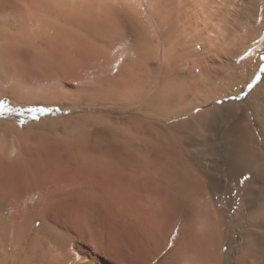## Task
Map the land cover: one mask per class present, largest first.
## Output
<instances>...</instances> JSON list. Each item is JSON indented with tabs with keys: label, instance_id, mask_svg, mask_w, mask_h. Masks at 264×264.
<instances>
[{
	"label": "bare ground",
	"instance_id": "6f19581e",
	"mask_svg": "<svg viewBox=\"0 0 264 264\" xmlns=\"http://www.w3.org/2000/svg\"><path fill=\"white\" fill-rule=\"evenodd\" d=\"M262 53L264 0H0V101L103 110L68 152L0 116V264H264V76L193 115Z\"/></svg>",
	"mask_w": 264,
	"mask_h": 264
},
{
	"label": "rangeland",
	"instance_id": "374dc122",
	"mask_svg": "<svg viewBox=\"0 0 264 264\" xmlns=\"http://www.w3.org/2000/svg\"><path fill=\"white\" fill-rule=\"evenodd\" d=\"M260 61L262 63L261 64L262 69L260 68L259 73L256 76V78L254 79V81L250 82L247 85V87L243 91L244 93L242 92L240 94H237L234 97L231 96V97H226L224 99H218L209 105L197 107L194 110L193 115H197L198 113L212 109L215 106H221V105L223 106V105H226L229 103H234V102H238V103L243 102L244 103L245 98L247 97L249 92L261 81V79L264 76V53L261 54ZM73 86L74 87L76 86V84L74 82H73ZM75 99H77V100H75ZM75 99H68V100L67 99L66 100L59 99V100H56V102H53L51 104L48 102H44V101H37L35 103L33 102L34 103L33 104V103L15 102L13 99L6 97L4 100L7 102L9 108H15V109H18L21 111L8 112L4 116H9V117L13 118L15 120V122L18 125H20L21 127L29 126L31 124H32V126L34 125L32 127V129H30V131L33 135L35 133V136L38 134V136H36L37 140L38 139L42 140L44 138L43 139L44 143L53 144V145H56V147L59 145L57 147L59 150L62 149L61 151L68 152V151H70L71 146H73L71 144H76L80 140L79 133L78 132L76 133L77 128L78 129L81 128L80 126L85 125V123L90 122L92 120L91 117H89V114L92 115L94 113L95 114L103 113V110L102 109L100 110V107L97 106L96 104L89 106L86 104L87 101L85 99H80V98L79 99L75 98ZM64 101H66V102H64ZM28 108H46V109H52V111H49V112L23 111L24 109H28ZM197 109H199L200 111L198 112ZM80 116H81V118H80ZM72 119H74V120H72ZM75 127H77V128H75ZM43 131H45V132L43 133ZM39 132H40V135H39ZM41 134H43L45 136L42 135L43 136L42 137ZM45 139H46V141H45ZM64 145L66 146V148L64 147ZM62 172L64 173L65 171H62ZM62 172L60 173L61 175H62ZM60 174H59V178H61ZM66 175H68V177H66L65 179L69 180L70 179L69 177H71V173L69 174L66 171L65 176ZM65 176L62 175L63 178ZM75 250L79 251V249L74 248V246L72 248H70V250H69L70 254L73 253L70 255L71 261H67L65 259L64 253L63 254L59 253L57 255V253L60 251L52 252L53 254H51L52 256H50L52 258L50 259V257L49 258L47 257L46 259L50 260V261L55 259L56 262L57 261L60 262V260L63 259L62 261H64V264L65 263L66 264H78L79 262H81V260L79 259L78 256L80 255V257H82L84 254H82L80 251L75 252ZM59 255L62 257V259H60V260L55 258V256L60 258ZM71 256L73 259L71 258ZM62 261H61V263H62ZM72 261H73V263H72ZM74 261H75V263H74ZM68 262H70V263H68Z\"/></svg>",
	"mask_w": 264,
	"mask_h": 264
},
{
	"label": "snow or ice",
	"instance_id": "6c2138e0",
	"mask_svg": "<svg viewBox=\"0 0 264 264\" xmlns=\"http://www.w3.org/2000/svg\"><path fill=\"white\" fill-rule=\"evenodd\" d=\"M16 111H21L15 108H9L8 104L6 101H0V116H4L8 112H16ZM23 111H28V112H49L52 111V109H46V108H28L24 109ZM199 112L200 110L197 109ZM246 179V177H245Z\"/></svg>",
	"mask_w": 264,
	"mask_h": 264
},
{
	"label": "trees",
	"instance_id": "16d2710c",
	"mask_svg": "<svg viewBox=\"0 0 264 264\" xmlns=\"http://www.w3.org/2000/svg\"><path fill=\"white\" fill-rule=\"evenodd\" d=\"M5 101V100H4Z\"/></svg>",
	"mask_w": 264,
	"mask_h": 264
}]
</instances>
